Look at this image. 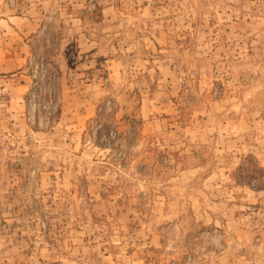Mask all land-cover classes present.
<instances>
[{"label":"rangeland","instance_id":"rangeland-1","mask_svg":"<svg viewBox=\"0 0 264 264\" xmlns=\"http://www.w3.org/2000/svg\"><path fill=\"white\" fill-rule=\"evenodd\" d=\"M0 264H264V0H0Z\"/></svg>","mask_w":264,"mask_h":264}]
</instances>
